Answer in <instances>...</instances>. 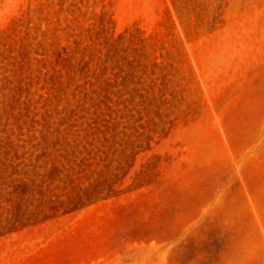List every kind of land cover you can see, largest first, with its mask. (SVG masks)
<instances>
[{"label": "rangeland", "instance_id": "obj_1", "mask_svg": "<svg viewBox=\"0 0 264 264\" xmlns=\"http://www.w3.org/2000/svg\"><path fill=\"white\" fill-rule=\"evenodd\" d=\"M0 264H264V0H0Z\"/></svg>", "mask_w": 264, "mask_h": 264}]
</instances>
